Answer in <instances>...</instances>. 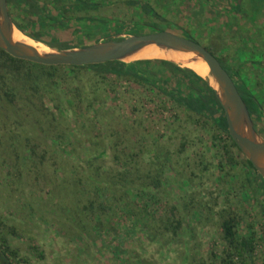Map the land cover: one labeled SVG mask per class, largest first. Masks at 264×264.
Here are the masks:
<instances>
[{
    "label": "rangeland",
    "instance_id": "1",
    "mask_svg": "<svg viewBox=\"0 0 264 264\" xmlns=\"http://www.w3.org/2000/svg\"><path fill=\"white\" fill-rule=\"evenodd\" d=\"M44 1L52 6L54 0H38V4ZM90 1L98 5L85 10L64 3L66 19L63 22L47 20L42 11L27 13L25 0L7 3L13 21L19 22L24 30L21 31L42 50L49 48L43 40H57L71 47L115 34L148 32L155 27L190 37L187 32L220 56L234 79L254 95L259 116L252 120L264 139V25L254 24L258 11L254 2L259 0H247L237 12L227 8L235 0H140L149 2L157 15L146 13L139 4H128L126 0ZM76 16L81 18L77 20ZM87 16L112 22L100 23ZM117 25L120 30L116 32ZM141 66L146 70L149 83L111 75L99 100L90 108L86 106L87 100L74 98L75 82L79 80L68 84L64 82L66 74L61 76L64 116L61 118L58 113L57 125L67 127V135L60 141L54 136L56 131L35 111L37 104L41 105L35 96L26 100L19 98L13 105L0 100V239L4 237L16 251L15 256L9 255L13 264H124L125 259L128 264H218L224 241L219 226L221 218L215 209L221 207L234 210L241 217L237 234L256 231L255 264H264V201L261 188L256 185L261 181L254 179L251 184H244L241 179L246 168L239 167H234L231 177L223 176L224 170L219 167L222 162L219 146L224 134L218 133L214 145L211 140L214 126L209 118L188 110L165 93L171 89L181 90L185 95L194 93L188 78L178 80L161 63ZM66 71L68 75L73 73L69 68ZM87 71L93 72L92 69ZM81 79L84 83L85 76ZM43 103L56 111L46 94ZM107 122L122 135L116 145L118 149L124 140L134 146L142 134H147L162 140L169 148L173 165L163 197L148 189L133 192L128 212L122 208L123 201L109 189L99 193L107 196V212L115 213L112 224L117 226L124 220L141 223L150 217L148 221L155 225L158 218L181 216L184 209L179 208L182 202L179 194L186 190L197 197L195 200L210 203L214 211L204 213L206 215H200L198 207L189 213L185 211L187 215L182 218L174 240H137L130 244L127 241V255L118 252V241L112 240L114 231L110 225L103 226L105 232L93 227L81 229L77 221L84 213L78 212L77 202L72 197L70 176L84 154L83 148L89 146L85 139L88 132L96 135V139L104 138L107 147L104 162H111L112 143L118 139L117 135L109 136L104 129ZM124 122L131 124L128 130ZM77 136L81 143L76 142ZM33 143L38 145L32 152ZM40 153L45 155L41 162ZM54 157L56 163H53ZM143 157L146 160L148 155L144 153ZM83 163L87 166L85 161ZM222 163L224 169H228L226 162ZM186 176H189L188 182L179 181ZM90 218L89 215L83 220L92 224Z\"/></svg>",
    "mask_w": 264,
    "mask_h": 264
},
{
    "label": "trees",
    "instance_id": "2",
    "mask_svg": "<svg viewBox=\"0 0 264 264\" xmlns=\"http://www.w3.org/2000/svg\"><path fill=\"white\" fill-rule=\"evenodd\" d=\"M9 1L12 0H7V2ZM25 1L28 5L26 9L27 13L32 14L42 11L46 13L47 20L55 22H63L66 19L63 12L64 6H66L64 3H68L71 7L85 10L93 9L98 5V2L90 0H71V2H67L68 0H54L52 6L47 1H44L41 5L38 4V0ZM126 2L128 4H139L146 13L157 15L156 10L147 1L126 0ZM234 6L235 9H232V12H237L241 8L238 0H236ZM80 18V16L75 17L77 20ZM87 18L90 20L96 19V17L92 16H87ZM96 20L100 23L112 22L111 19L100 17ZM14 22L20 30L24 31L19 22ZM118 25L115 26L116 32L120 30L117 28ZM120 25L123 26L121 23ZM186 34L195 39L187 32ZM43 42L49 46L69 47L63 46V43L57 40H43ZM211 52L214 53L212 50ZM217 57L236 83L251 117L259 116L257 101L254 95L245 85L238 83L236 79H234L232 72L225 65L224 60L220 56ZM150 62L161 63L168 72L177 76L178 80L188 78V84L191 86L194 93L189 92L185 95L181 90L174 91L173 89L164 92L174 101L183 103L188 110L209 118L214 126L211 137L214 145H216L218 133L221 132L224 134L223 142L219 146V152L222 157V162H226L228 169H224L223 163L220 162L219 167L224 170L223 176L228 178L231 177L234 167L246 168L243 173V178L241 179L242 182L244 184H251L254 179L261 181L260 184L256 185L260 186L262 200L264 201V178L244 156L240 148L229 135L224 110L214 89L202 78V76L187 66H181L175 62L161 58H143L130 62L107 60L105 62L82 65L43 64L12 56L0 47V100L13 105L19 98L26 100L29 97L35 96L39 104L41 103V105L37 104L35 111L42 116L45 122L47 121L49 127L56 131L54 136L60 141V138L67 135V127L64 126V128H60L57 125V121H60L58 120V113L61 118L64 116L61 112L64 107L63 102L65 99V95L62 94L63 82L60 80L61 76L63 78L66 74L64 82L68 84L70 81L74 83V79L79 80V82H75L76 85L74 89L76 92H73L74 98L78 97L81 100H87L86 106L90 108L99 100L103 90L106 88L108 77L111 75L125 78L136 83H149L150 79L145 73V68L141 65ZM66 68L72 70L73 73L68 75L67 73L69 72L66 71ZM88 69H92L93 72H88ZM84 76L85 82L83 83L81 77ZM44 94L52 99L56 111L44 106ZM124 123L126 126L125 130H128L129 127L127 126L131 124H129V122ZM104 129L108 130L107 133L109 136L113 138L114 135H117L116 137L118 139L112 143L111 148L113 152L110 156L111 162H104L106 160L105 155H107V147L104 138L96 139V135H92L88 132L85 139L89 143V146L83 148L84 154L76 164L77 168L75 167L74 172H72L70 176L71 193L72 197H74V201L77 202L76 206L78 207V212L80 213V211H83V216L86 218L89 215L91 216V220H89L92 224H86L83 220L84 217L78 219L77 223L81 229L86 230L93 227L94 230L99 229L105 232V227L103 226L110 225L111 229L114 231V234L111 236L112 240L117 239L118 241V252L127 255L126 252L128 248L125 244L127 241H129L130 244L131 241H136L137 243V240L154 242H161L162 240L169 242L174 240L179 228H181L182 218L187 215L185 211L189 213V211L195 207L199 208L200 215H206L208 212L214 211L210 203L203 202L201 199L195 200L197 197L186 190L187 192L179 194L182 202L178 205L181 211L184 209L181 216L174 217L172 215H167L158 218L155 221V225L148 221L150 217L141 223L124 220L120 221L117 226L112 224V221L116 218L115 213L113 211L107 212L105 208L107 196H104V193L103 196H100L99 193L109 189L118 199L123 201L122 208L124 212H128L132 207L130 195L133 192L148 189L163 197L162 193L163 190H166L165 185L169 175L168 173L173 169V165L169 158L170 150L163 145L162 140L148 137L147 134H142L136 145L133 146L129 141L124 140L123 146L118 149L116 145L120 143L122 135L114 130L111 122L104 124ZM76 142L81 143L78 136L76 137ZM55 143L59 145V142ZM69 143H72V140L69 141ZM35 145L38 144L33 143L30 146L32 152L34 151ZM182 145H184V142ZM71 149L73 150L75 147ZM70 153H73V151H70ZM144 153L148 155L146 160L143 157ZM44 157V153L38 154L39 162H41ZM81 160L85 161L87 166H84L85 164ZM56 162V158L54 157L53 163ZM188 177L189 176H186L187 180L180 178L179 181L184 180L188 182ZM221 179L224 180L222 177ZM90 182L93 183L92 187H90ZM175 205L174 203L172 207ZM215 211L221 218L219 226L221 238L224 241V247L219 256L218 264H255L254 249L256 231L251 229L248 233L237 234L236 227L241 217L234 210H227L223 207L215 209ZM78 212L75 210V213ZM148 215L150 216V214ZM261 237L263 238V235H261L260 238ZM9 255L15 256L16 251L7 244L3 237L0 239V264H13ZM214 255L216 256V254ZM135 256H138V254ZM124 262V264H128L126 259Z\"/></svg>",
    "mask_w": 264,
    "mask_h": 264
},
{
    "label": "water",
    "instance_id": "3",
    "mask_svg": "<svg viewBox=\"0 0 264 264\" xmlns=\"http://www.w3.org/2000/svg\"><path fill=\"white\" fill-rule=\"evenodd\" d=\"M15 29L21 31L9 13L7 0H0V47L18 58L54 65H82L107 60L125 61L131 59L126 58L128 55L152 43L166 48L195 52L207 63L210 74L213 76L214 84L205 77L202 76V78L214 89L222 105L229 135L264 178V139L254 127L247 105L232 76L218 57L197 40L169 29L155 27L152 31L127 35L115 34L80 46L47 45L49 50L40 51L28 42L14 40L12 34ZM134 59L143 58L132 60ZM170 61L184 66L176 61Z\"/></svg>",
    "mask_w": 264,
    "mask_h": 264
},
{
    "label": "bare ground",
    "instance_id": "4",
    "mask_svg": "<svg viewBox=\"0 0 264 264\" xmlns=\"http://www.w3.org/2000/svg\"><path fill=\"white\" fill-rule=\"evenodd\" d=\"M12 37L14 40H22L25 42H28L32 45H34L38 50L40 51H47L42 50L41 46L36 44L33 39L28 37L23 32L15 29L13 31ZM39 42V41H38ZM169 58L170 60L176 61L184 66H187L194 70L197 74L200 76L205 77L208 79L211 83L214 84L213 76L210 74L209 67L207 63L203 60V58L192 51H183V50H177L173 48H166L163 46L156 45L154 43L145 45L141 47L140 49L136 50L135 52L128 55L126 58Z\"/></svg>",
    "mask_w": 264,
    "mask_h": 264
},
{
    "label": "crops",
    "instance_id": "5",
    "mask_svg": "<svg viewBox=\"0 0 264 264\" xmlns=\"http://www.w3.org/2000/svg\"><path fill=\"white\" fill-rule=\"evenodd\" d=\"M238 2L240 3V7H241L240 9H243V6L246 5L248 1L247 0H238ZM235 3H236V0H235V2L227 5V8L235 9V6H234ZM249 4L252 5L251 3H249ZM254 4L257 5V10H258V11L256 10L257 13H256V19L254 21V24L256 23V26L257 25L263 26L264 25V0L255 1ZM262 67L264 68V66H262Z\"/></svg>",
    "mask_w": 264,
    "mask_h": 264
}]
</instances>
